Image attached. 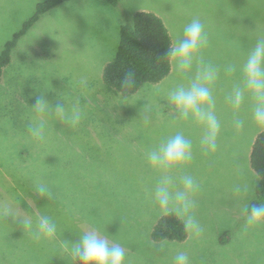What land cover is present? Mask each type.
Masks as SVG:
<instances>
[{
    "label": "rangeland",
    "instance_id": "rangeland-1",
    "mask_svg": "<svg viewBox=\"0 0 264 264\" xmlns=\"http://www.w3.org/2000/svg\"><path fill=\"white\" fill-rule=\"evenodd\" d=\"M44 0H0V50ZM122 10L104 0H73L44 14L12 52L0 84V264H76L71 242L96 227L125 249V264H175L177 252L190 264H264V222L250 225L245 208L255 198L257 176L249 165L251 144L264 130L253 119L255 96L244 87L243 64L257 38L264 37V0H121ZM138 11L161 18L173 46L183 28L198 18L207 44L188 70L171 59V72L156 84L123 96L105 88L103 67L114 57L119 27ZM216 70L211 109L219 123L216 149L202 143L206 125L181 115L168 100L177 87H189L198 69ZM241 88L238 106L230 97ZM53 106L78 104V125L50 119L42 141L28 132L38 117V95ZM145 113L149 116L144 120ZM240 121L242 126L237 127ZM183 134L192 157L163 168L148 163L147 153L168 138ZM191 176L197 188H185ZM169 177L171 193L184 192L191 207L173 200L167 209L155 199V187ZM44 181L55 200L39 198L35 182ZM237 188L240 191H237ZM192 216L198 235L183 242H153L158 217ZM33 221L49 215L57 223L55 239H34L9 216ZM9 216V217H8ZM230 231L228 244L219 237Z\"/></svg>",
    "mask_w": 264,
    "mask_h": 264
},
{
    "label": "clouds",
    "instance_id": "clouds-1",
    "mask_svg": "<svg viewBox=\"0 0 264 264\" xmlns=\"http://www.w3.org/2000/svg\"><path fill=\"white\" fill-rule=\"evenodd\" d=\"M207 44V35L203 23L198 18L192 19L184 26L180 36L167 55L176 62V67L183 71L191 69L193 61L199 51ZM242 72L244 75V87L256 98L257 104L253 111V119L259 124H264V37L257 38L254 48L247 56ZM216 78V70L211 65H203L198 69L196 79L189 87H177L168 94V100L181 115L193 116L204 123L207 133L202 143L208 149L215 151L216 136L220 130V123L211 110L214 107V100L211 90L205 86L206 82H213ZM231 102L238 106L244 99V92L241 88H235ZM38 117V122L30 123L28 132L36 140H44L47 135V122L55 119L66 126L78 125L84 117V112L78 104L70 108L62 101L55 106L45 99V95H38L33 107H29ZM149 116L145 113L144 120L147 123ZM241 127L240 121L236 122ZM192 157V142L183 134L168 138L157 148L147 153L148 163L153 167L172 168L184 164ZM182 182L186 189L195 191L197 185L191 176H184ZM171 179L163 177L155 187V199L162 208L167 209L169 204L175 200L182 205L184 212L191 207V202L186 198L184 192H177L175 196L170 191ZM34 191L37 197L47 200H55L53 189L44 181L35 182ZM237 191H240L237 188ZM247 214V222L255 225L264 222V205H252L244 210ZM14 222H18L22 230H27L34 239L41 238L55 239L57 236V223L49 215H39L35 221L31 217L23 218L9 213ZM8 216V217H9ZM187 230L198 235L201 228L197 221L188 216L184 221ZM76 264H125V249L117 242L110 241L106 236L101 235L96 227H90L87 231L78 236V239L71 242L68 249ZM175 264H190L189 256L184 251L177 252Z\"/></svg>",
    "mask_w": 264,
    "mask_h": 264
},
{
    "label": "trees",
    "instance_id": "trees-1",
    "mask_svg": "<svg viewBox=\"0 0 264 264\" xmlns=\"http://www.w3.org/2000/svg\"><path fill=\"white\" fill-rule=\"evenodd\" d=\"M70 1L73 0H44L36 4L33 14L0 50V84L4 70L12 62V52L18 41L44 14ZM104 1L113 7L120 6L122 10L121 0ZM118 33L115 55L102 70L101 77L106 89L123 96L134 95L142 86L159 83L170 74L171 58L167 53L172 47V40L160 17L152 12L138 11L132 15L130 22L120 25ZM249 165L257 176V182L255 198L247 208L264 205V130L252 141ZM149 236L156 243L183 242L187 239L188 231L181 218L167 212L157 218ZM229 236L230 231H224L218 242L228 244Z\"/></svg>",
    "mask_w": 264,
    "mask_h": 264
},
{
    "label": "crops",
    "instance_id": "crops-1",
    "mask_svg": "<svg viewBox=\"0 0 264 264\" xmlns=\"http://www.w3.org/2000/svg\"><path fill=\"white\" fill-rule=\"evenodd\" d=\"M172 46H173V43H172Z\"/></svg>",
    "mask_w": 264,
    "mask_h": 264
}]
</instances>
